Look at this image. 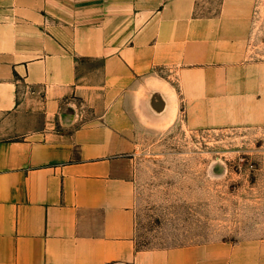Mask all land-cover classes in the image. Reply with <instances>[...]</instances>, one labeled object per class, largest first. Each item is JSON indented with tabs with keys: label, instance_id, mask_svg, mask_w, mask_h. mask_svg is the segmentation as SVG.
Here are the masks:
<instances>
[{
	"label": "crops",
	"instance_id": "0c3cea01",
	"mask_svg": "<svg viewBox=\"0 0 264 264\" xmlns=\"http://www.w3.org/2000/svg\"><path fill=\"white\" fill-rule=\"evenodd\" d=\"M256 0H0V264H264V240L138 247V137L264 127Z\"/></svg>",
	"mask_w": 264,
	"mask_h": 264
},
{
	"label": "rangeland",
	"instance_id": "374dc122",
	"mask_svg": "<svg viewBox=\"0 0 264 264\" xmlns=\"http://www.w3.org/2000/svg\"><path fill=\"white\" fill-rule=\"evenodd\" d=\"M250 58L264 61V0ZM138 247L264 240V127L194 131L178 122L138 137Z\"/></svg>",
	"mask_w": 264,
	"mask_h": 264
}]
</instances>
